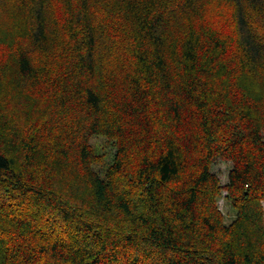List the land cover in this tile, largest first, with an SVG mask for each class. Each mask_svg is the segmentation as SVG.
<instances>
[{
    "label": "trees",
    "instance_id": "16d2710c",
    "mask_svg": "<svg viewBox=\"0 0 264 264\" xmlns=\"http://www.w3.org/2000/svg\"><path fill=\"white\" fill-rule=\"evenodd\" d=\"M262 202L264 0H0V264H264Z\"/></svg>",
    "mask_w": 264,
    "mask_h": 264
},
{
    "label": "rangeland",
    "instance_id": "374dc122",
    "mask_svg": "<svg viewBox=\"0 0 264 264\" xmlns=\"http://www.w3.org/2000/svg\"><path fill=\"white\" fill-rule=\"evenodd\" d=\"M220 8L217 7V9H213L211 11L212 13L210 14L209 21L210 22H216L217 25L222 26L226 31H230L229 29V16H230V8L227 6H219ZM5 20V19H4ZM5 23H9L8 20L5 21ZM98 54V58H99ZM102 58H99V63H100V68L102 67ZM105 68L103 67V70L98 71L97 78H96V83L101 84L100 80V74L103 72L104 73ZM101 89L104 90L102 86H100ZM106 91V90H105ZM90 146L95 150V153L97 155L101 156V161L98 163H95L93 166V169L95 172L98 173L100 177L103 178L107 166L111 163L115 148L111 144L110 141H108L105 137L99 135V136H94L90 138L89 140ZM230 169V163L220 159L216 158L212 165H211V172L216 174L220 186L223 187L227 183V173ZM262 209H263V217L261 218V224H262V229H264V202L261 203ZM216 207L217 210L221 213L222 219L225 225L231 224L233 221H235L237 217V209L235 208V205L232 200L227 198L226 192L221 191L220 195L218 196L216 200ZM260 243V242H259Z\"/></svg>",
    "mask_w": 264,
    "mask_h": 264
}]
</instances>
